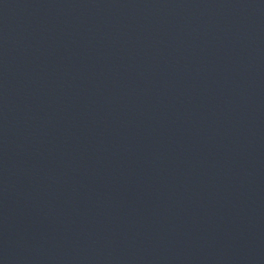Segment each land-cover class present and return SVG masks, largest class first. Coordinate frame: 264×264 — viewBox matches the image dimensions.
Returning a JSON list of instances; mask_svg holds the SVG:
<instances>
[{
  "label": "water",
  "instance_id": "1",
  "mask_svg": "<svg viewBox=\"0 0 264 264\" xmlns=\"http://www.w3.org/2000/svg\"><path fill=\"white\" fill-rule=\"evenodd\" d=\"M0 264H264V0H0Z\"/></svg>",
  "mask_w": 264,
  "mask_h": 264
}]
</instances>
